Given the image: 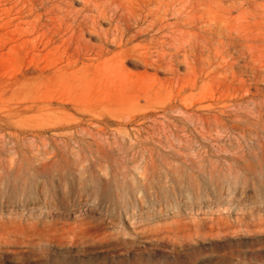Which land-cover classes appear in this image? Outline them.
Here are the masks:
<instances>
[{
  "label": "rangeland",
  "instance_id": "obj_1",
  "mask_svg": "<svg viewBox=\"0 0 264 264\" xmlns=\"http://www.w3.org/2000/svg\"><path fill=\"white\" fill-rule=\"evenodd\" d=\"M0 264H264V0H0Z\"/></svg>",
  "mask_w": 264,
  "mask_h": 264
},
{
  "label": "bare ground",
  "instance_id": "obj_2",
  "mask_svg": "<svg viewBox=\"0 0 264 264\" xmlns=\"http://www.w3.org/2000/svg\"><path fill=\"white\" fill-rule=\"evenodd\" d=\"M59 1H60V0H59ZM50 2H51V1H50ZM61 4H62V3H61ZM86 4H87V3H86ZM115 8H116V7H115ZM202 8H203V7H202ZM105 9H106V8H105ZM107 9H108V8H107ZM99 10H100V9H99ZM86 11H87V10H86ZM103 11H104V10H103ZM103 11H102V12H103ZM107 11H108V10H107ZM51 15H52V14H51ZM53 16H54V15H53ZM94 16H95V15H94ZM47 17H49V16H47ZM54 18H55V17H54ZM90 18H91V17H90ZM94 18H95V17H94ZM51 20H52V19H51ZM81 21H82V20H81ZM109 21H110V20H109ZM203 21H204V20H203ZM130 24H131V23H130ZM98 28H99V26H98ZM98 28H97V29H98ZM204 29H205V28H204ZM77 32H78V31H77ZM204 33H205V32H204ZM128 36H129V35H128ZM248 37H249V36H248ZM249 38H250V37H249ZM108 39H109V38H108ZM106 40H107V39H106ZM123 41H124V40H123ZM240 42H242V41H240ZM245 42H246V41H245ZM102 44H103V43H102ZM121 44H122V43H121ZM157 60H159V59H157ZM159 61H160V60H159ZM147 62H148V61H147ZM158 63H159V62H158ZM247 64H248V63H247ZM191 66H192V65H191ZM193 67H194V66H193ZM193 67H192V68H193ZM247 67H248V66H247ZM254 73H255V72H254ZM253 75H254V74H253ZM253 75L251 76L252 78H253ZM255 77H256V76H255ZM250 86H251V85H250ZM216 117H217V116H216ZM216 117H215V118H216ZM215 118H214V119H215ZM11 243H12V242H11ZM31 245H32V244H31ZM17 247H18V246H17Z\"/></svg>",
  "mask_w": 264,
  "mask_h": 264
}]
</instances>
